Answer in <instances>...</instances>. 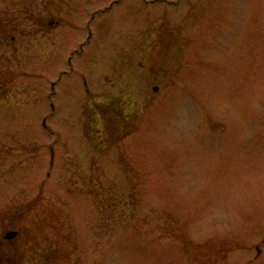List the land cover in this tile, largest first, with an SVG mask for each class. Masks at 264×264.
<instances>
[{
    "label": "rangeland",
    "instance_id": "rangeland-1",
    "mask_svg": "<svg viewBox=\"0 0 264 264\" xmlns=\"http://www.w3.org/2000/svg\"><path fill=\"white\" fill-rule=\"evenodd\" d=\"M14 1L0 143L62 264H264V0Z\"/></svg>",
    "mask_w": 264,
    "mask_h": 264
},
{
    "label": "flooded vegetation",
    "instance_id": "flooded-vegetation-1",
    "mask_svg": "<svg viewBox=\"0 0 264 264\" xmlns=\"http://www.w3.org/2000/svg\"><path fill=\"white\" fill-rule=\"evenodd\" d=\"M14 2V0H0V24L3 28L16 27V19L22 20L15 13ZM92 34L93 32L88 30V41L92 38ZM2 42L0 53L6 54L9 46H5ZM70 58L71 56L68 58L69 64H71ZM74 71L75 68L70 67V70L62 72L61 75L66 76ZM12 74H14L13 70ZM15 83L14 77L6 80L0 77V103L9 102L13 98ZM82 83L88 93L87 77H82ZM23 139L29 141V135L27 134V137ZM22 145L27 146L21 148V146L15 147L16 144L13 143H0V167L3 168L1 171L13 174L9 175L8 181L10 182L0 174V178H3L0 180V264H49L53 262L62 264L69 256L63 254V247L57 240L48 239V208L45 194L47 182L41 178L36 180V177L30 174L28 166L26 168L25 165L26 158L29 159L31 156L30 142L28 144L24 142ZM9 149L11 153L9 152L8 155ZM50 150L52 163L54 156L52 149ZM9 158L13 159L10 166L17 167L16 173L7 165ZM21 172H23L22 175ZM4 186L10 188L11 191H5ZM50 209H54L50 211L57 212L60 210L54 207ZM50 227L54 228L52 225Z\"/></svg>",
    "mask_w": 264,
    "mask_h": 264
}]
</instances>
